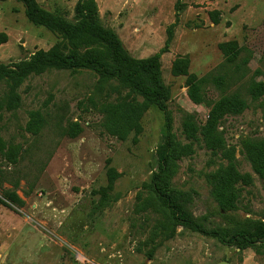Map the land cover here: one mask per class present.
Here are the masks:
<instances>
[{"label":"rangeland","instance_id":"obj_1","mask_svg":"<svg viewBox=\"0 0 264 264\" xmlns=\"http://www.w3.org/2000/svg\"><path fill=\"white\" fill-rule=\"evenodd\" d=\"M85 1L35 0L72 25ZM92 1L97 24L130 57L159 56L166 110L149 107L138 116L139 130L121 140L105 126L106 105L130 93L118 81L93 71L31 76L13 110L0 85V264H264V168L251 161L264 145V95L253 101L248 94L251 82L264 83V0ZM228 42L240 49L237 65L247 62L239 74L219 50ZM50 50L65 55L71 45L32 23L19 0H0V65L13 70ZM179 60L189 74L225 76L227 85H209L204 103L193 104L186 77L172 71ZM234 93L247 107L216 122L219 145L209 149L199 133L190 139L186 115L205 127L212 103ZM167 117L174 143L161 175ZM110 168L115 181L101 201ZM156 177L190 224L163 206ZM11 192L21 207L9 202Z\"/></svg>","mask_w":264,"mask_h":264},{"label":"trees","instance_id":"obj_2","mask_svg":"<svg viewBox=\"0 0 264 264\" xmlns=\"http://www.w3.org/2000/svg\"><path fill=\"white\" fill-rule=\"evenodd\" d=\"M25 7L26 17L34 24L48 28L59 33L70 43L71 50L63 55L56 50L48 52L39 51L34 55L31 62L20 63L13 70L0 65V85L7 87V97L10 110L16 108L20 102L17 95L19 87L31 76H41L50 71H64L78 73L81 71L97 72L103 80H114L120 82L130 90L125 97L120 98L115 104L106 105L107 118L105 126L116 132L123 140L130 131L139 130L138 117L149 107H155L161 111L166 110L168 92L161 81L159 71V56H153L145 60H135L128 55L122 43L110 30L104 29L97 24V14L95 4L92 0L80 2L75 8L78 18L76 25L64 21L59 16H54L41 9L35 0H19ZM217 23V20H214ZM219 50L226 58L236 73H240L246 61L237 65L240 49L235 42H228L219 45ZM188 62L179 60L173 66L175 76L186 77L189 100L195 105L204 103L203 94L206 87L214 84L218 88H224L227 82L224 77L206 76L197 78L188 73ZM248 94L253 101L264 95V83L258 82L248 87ZM141 97L142 102H137ZM247 105L238 94H224L212 103L207 125L197 129L191 116L186 115L184 129L190 139L197 142L199 133L202 141L209 149L213 150L220 143V138L214 132L216 122L226 115H238L244 112ZM36 118H39L36 116ZM164 136L167 144L163 146L159 153V163L161 164V175L165 174L167 165L166 156L172 149L173 135L171 133L170 119L166 118ZM66 135L72 137L73 128H67ZM36 135L37 133H33ZM257 154L251 161L257 171L264 168V145H258L254 149ZM108 185L99 191L101 201L110 199L109 192L112 191L115 181V173L110 168L107 171ZM156 193L161 203L170 211L173 218L190 224L189 216L184 213L181 205L177 202L172 190L168 188L161 179L155 178ZM17 187V184H15ZM230 199L234 203L235 193L231 190ZM9 202L21 207L23 203L14 192L7 195ZM232 205V202L226 198ZM108 202V201H107ZM107 204V203H106Z\"/></svg>","mask_w":264,"mask_h":264},{"label":"water","instance_id":"obj_3","mask_svg":"<svg viewBox=\"0 0 264 264\" xmlns=\"http://www.w3.org/2000/svg\"><path fill=\"white\" fill-rule=\"evenodd\" d=\"M221 264H224V263H221Z\"/></svg>","mask_w":264,"mask_h":264}]
</instances>
